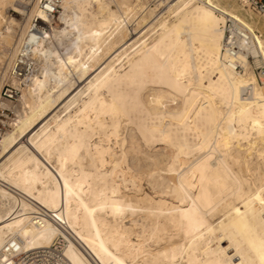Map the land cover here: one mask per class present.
Returning a JSON list of instances; mask_svg holds the SVG:
<instances>
[{
  "label": "bare ground",
  "instance_id": "obj_1",
  "mask_svg": "<svg viewBox=\"0 0 264 264\" xmlns=\"http://www.w3.org/2000/svg\"><path fill=\"white\" fill-rule=\"evenodd\" d=\"M51 1L0 0V264H260L264 14Z\"/></svg>",
  "mask_w": 264,
  "mask_h": 264
},
{
  "label": "built area",
  "instance_id": "obj_2",
  "mask_svg": "<svg viewBox=\"0 0 264 264\" xmlns=\"http://www.w3.org/2000/svg\"><path fill=\"white\" fill-rule=\"evenodd\" d=\"M45 2L44 6L51 12H54V7L52 9L48 8V4L53 5L54 3L51 0H43ZM246 6L258 13L264 14V0H244ZM240 35L248 39L249 33H242L237 28L234 30L228 29L227 38H226V47L232 55H237L240 51V47L237 43L236 37ZM239 37V36H238ZM235 68L240 69L241 65L238 62H235ZM262 71V68H260ZM19 94V89L11 84H6L3 88V98L9 101H17ZM17 114L14 109L0 107V142L2 140L3 134L13 128V122L16 119Z\"/></svg>",
  "mask_w": 264,
  "mask_h": 264
},
{
  "label": "rangeland",
  "instance_id": "obj_3",
  "mask_svg": "<svg viewBox=\"0 0 264 264\" xmlns=\"http://www.w3.org/2000/svg\"><path fill=\"white\" fill-rule=\"evenodd\" d=\"M20 1V3H21V5H23V7H25V9L27 8V9H29L31 6H32V2H33V0H19ZM26 1V2H25ZM238 2L240 1V3H241V0H237ZM23 2V3H22ZM27 2H29L28 4H25V3H27ZM28 5V6H27ZM112 7L113 8H116V5L115 4H113L112 5ZM248 8V7H247ZM26 9V10H27ZM62 10V9H61ZM11 11V12H10ZM6 14L7 15H12V14H14V11L11 9V8H8V10H7V12H6ZM19 15V14H18ZM58 15H60V13L58 12V13H56V18H58L59 16ZM261 19H264V15H258ZM7 83V82H6ZM6 83H5V85H6ZM176 103H177V101H171V105L172 106H174V105H176ZM145 187H146V189L148 190V191H150L151 192V189L149 188V186L145 183Z\"/></svg>",
  "mask_w": 264,
  "mask_h": 264
},
{
  "label": "snow or ice",
  "instance_id": "obj_4",
  "mask_svg": "<svg viewBox=\"0 0 264 264\" xmlns=\"http://www.w3.org/2000/svg\"><path fill=\"white\" fill-rule=\"evenodd\" d=\"M256 199H258L260 201V203L262 205H264V198H261L260 195H257ZM252 247L256 251V253L259 257L260 264H264V240L260 241V244L258 247L255 244H252Z\"/></svg>",
  "mask_w": 264,
  "mask_h": 264
}]
</instances>
